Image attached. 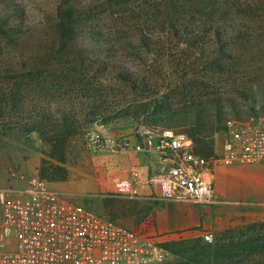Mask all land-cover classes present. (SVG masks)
<instances>
[{"label":"rangeland","instance_id":"374dc122","mask_svg":"<svg viewBox=\"0 0 264 264\" xmlns=\"http://www.w3.org/2000/svg\"><path fill=\"white\" fill-rule=\"evenodd\" d=\"M210 1L0 0V19L9 22L0 32V188H22L33 176L58 168L61 177L51 181L56 186L77 180L79 169L96 177L94 164L103 163L102 154L139 156L132 150L139 131L160 128V117L169 111L219 101L227 119H247L252 106L246 94L264 90V0ZM211 3L240 12L251 35L232 40L236 31L203 15ZM146 103L162 109L139 117L127 113ZM235 107L239 117H231ZM65 108L77 114L78 124L62 163L47 156L45 138L28 136L24 128L34 109L58 117ZM92 111L99 112L96 123L104 117L99 114L111 117L105 129L86 121ZM172 130L187 135L183 126ZM90 132L112 139L116 147L97 150ZM207 134L212 149L202 155L220 159L224 124L210 121ZM64 194L121 224L139 217L133 195ZM205 207L212 212L205 233L172 241V256L158 264H232L217 252L239 254L230 248L242 244L244 257L255 252L249 258L263 260L258 246L264 244V202L213 201ZM243 256L238 258L245 264L249 258Z\"/></svg>","mask_w":264,"mask_h":264},{"label":"built area","instance_id":"2783aa9c","mask_svg":"<svg viewBox=\"0 0 264 264\" xmlns=\"http://www.w3.org/2000/svg\"><path fill=\"white\" fill-rule=\"evenodd\" d=\"M95 124L98 130L105 129L104 124ZM225 127L223 163H264V114L245 120L229 118ZM88 137L97 150L116 147L112 139L95 132ZM139 138L132 150L153 154L161 161L149 179L150 186L167 184L169 197L177 202L213 203L214 179L207 178L213 176L212 166L195 152L191 138L172 129L151 127L142 128ZM130 184L131 194L137 195L140 183L136 177ZM169 243L123 227L39 176L22 188H0V264H158L172 256Z\"/></svg>","mask_w":264,"mask_h":264},{"label":"crops","instance_id":"0c3cea01","mask_svg":"<svg viewBox=\"0 0 264 264\" xmlns=\"http://www.w3.org/2000/svg\"><path fill=\"white\" fill-rule=\"evenodd\" d=\"M123 153L102 154L100 159L103 163L94 164L100 171L96 177L79 169L78 175L75 176L77 180H72L66 185H52L63 194L70 190L80 193L109 190L115 194L132 195L130 180L136 177L140 187L138 194L133 195L131 203L139 217L135 222H118L120 225L148 234L160 243L205 233V225L212 218V212L206 205L176 203L169 197L170 187L167 184L149 185V179L161 164L158 156H132ZM210 164L215 177L216 205L232 200L264 202V163L228 165L220 159H215L211 160Z\"/></svg>","mask_w":264,"mask_h":264},{"label":"trees","instance_id":"16d2710c","mask_svg":"<svg viewBox=\"0 0 264 264\" xmlns=\"http://www.w3.org/2000/svg\"><path fill=\"white\" fill-rule=\"evenodd\" d=\"M214 1L215 0L210 2ZM206 7L208 8L203 9V15L206 18H212L218 22H223L225 25H229L234 31H236V34L233 36L232 40H245L251 35L249 31L245 30V28L249 27V24H246L244 20L241 21V14H239L240 12L234 11L233 7L219 6L215 3L206 5ZM8 23V19H0V32H5V28L9 27ZM246 99L251 103L252 106V112L249 116L260 115L261 112L257 110V107L259 106L264 110V90L260 93V95L248 96L246 94ZM160 109H162V105L159 103H146L140 106L131 107L127 113L134 117H139L140 115H149L151 112H157ZM236 110L237 108L235 107L231 117H239L238 113H236ZM59 113L60 115L55 117V114L52 111L49 112L34 109L29 115V123L26 124L24 130L28 136L32 135L33 133H39L43 138H45V146H48L46 147L47 150L45 151L47 156H57V159L60 162L65 163L67 151L70 149L69 140L75 132L78 120L77 114L67 110L66 108L59 110ZM98 113L99 112L95 111L89 112L87 116L85 115L86 119H88L86 121L88 123L98 122L96 121ZM227 114L229 113L224 110V107L221 105V103L216 101L210 104V106L195 105L186 108L185 110L169 111L167 114L160 117L159 121H161V123L158 125V127L161 126L160 128L164 129H175L176 126H183L186 128L187 136L193 141L195 152L203 156L202 152H210L212 149V146L207 144V139L209 137L207 134L208 123L210 121H212V123L216 121L218 124L223 123L226 130L225 122L227 120ZM99 115L104 116L99 123L104 125L109 123L111 117H107L104 114ZM46 134H49V136ZM58 172H60L59 168L58 170L52 169L50 172L42 171L39 177L42 180L50 182L57 181L61 177L58 175ZM171 244L172 243L167 244V247L172 251L170 247ZM242 246L243 244L230 248L232 251L238 250L239 254H228L226 251H219L217 253L219 254L221 260L228 258L232 264H243L244 260L242 258L239 259L238 257L243 256L245 253L244 250H246L247 247L242 248ZM258 248L264 251V244L259 245ZM253 254H255V252L247 255V257H243L244 259H248ZM255 261V259L249 258L245 264H264V258L261 262Z\"/></svg>","mask_w":264,"mask_h":264}]
</instances>
